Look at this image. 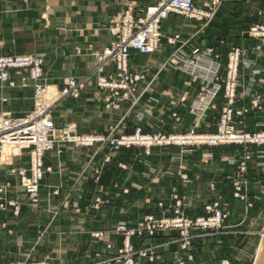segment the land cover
Here are the masks:
<instances>
[{"label": "crops", "instance_id": "1", "mask_svg": "<svg viewBox=\"0 0 264 264\" xmlns=\"http://www.w3.org/2000/svg\"><path fill=\"white\" fill-rule=\"evenodd\" d=\"M161 1L134 0L138 14ZM230 1L224 2L220 13ZM239 1L242 0H235ZM120 10L118 0H0V55L42 57L44 81L56 89L63 88L69 78H88L79 98H66L53 109L57 126L74 125L79 134L113 138L137 129L151 134L187 133L193 129L211 133L216 130L224 105L222 98L216 99L217 111L212 109L205 115L192 113L204 81H194L183 71L164 67V63L180 47L192 55L195 49L203 52L214 44L222 69L232 46L246 48L248 57L264 67V46L242 36V30L225 28L219 35L205 36V29L183 30L196 23L171 14L164 22L165 37L160 50L151 55L132 53V70L147 75L140 85L142 94L138 103L126 101L120 109H109L106 107L109 92L97 86L99 74L95 70L99 63L93 53L103 51L114 40L111 20ZM228 17L224 14L225 20ZM218 18L223 19L221 14ZM177 36L176 44L169 42ZM113 72L114 66L107 65L102 75ZM33 95V89H12L0 82V111L24 117L34 109ZM147 109L151 114L139 119L138 114ZM184 149L156 147L152 156L146 157L141 147L115 152L104 143L93 147L62 144L45 155V168L49 170L41 183L38 205L27 201L19 177L10 173L12 168L29 170V152L23 151L11 159V164L0 162V185L11 183L5 197L20 203L18 215L11 206L0 207V264L24 258L49 264H94L95 254L104 250L105 242L92 238V231H107L106 241L113 246L108 252L117 253L122 239L115 235V228L121 220L129 224L138 218L140 221L150 184L149 190H154L153 198L157 200L168 197L176 187L188 191L195 209L208 205L212 197L223 198V209L231 214L227 221L229 231L216 237L210 233L203 235L194 247V261L188 264H243L249 255L244 247L252 244L251 237L255 235L253 215L259 205L246 209L241 202L242 205L231 204L225 199L232 198L228 179L234 167L226 163L225 157L215 156L218 149L199 151L187 147L188 152H181ZM147 162L154 167L149 174ZM260 163L262 170L255 166L257 173L252 171L248 175L251 192L264 190V161ZM181 170L188 174L187 182L181 180ZM212 184L215 187L211 188ZM262 194L258 193L263 198ZM198 199H202L201 203ZM243 214L249 216L244 219ZM175 257L185 255L170 258Z\"/></svg>", "mask_w": 264, "mask_h": 264}, {"label": "built area", "instance_id": "2", "mask_svg": "<svg viewBox=\"0 0 264 264\" xmlns=\"http://www.w3.org/2000/svg\"><path fill=\"white\" fill-rule=\"evenodd\" d=\"M118 1L121 4V10L111 20L114 40L102 52L93 54L99 63L95 70V73L99 74L97 86L109 92L106 98V107L109 109H120L121 104L125 101H139L142 94L140 85L146 81L147 75L143 72L132 70V53L135 51L141 55H151L160 50L165 37L164 22L171 14L198 21L210 20L214 17L224 0H162L156 5H148L143 10V14L137 13L134 0ZM251 34L255 38H261L264 45L263 27L253 28ZM178 40L179 36L169 39V42L176 44ZM240 53L241 50L239 48H234L230 55L229 74L232 82V88L228 87V90L232 93L230 97L234 96ZM218 58L219 56H215L211 48L205 49L203 52L195 49L192 55H189L180 47L167 62L170 66L192 75L194 81L199 79L204 81L201 92L197 94L191 108L192 113L200 112L205 115L207 111L215 108V100L223 90L221 83H215L221 70ZM107 65H113L115 72L104 76L102 73ZM87 81L88 78L67 79L64 87L57 91L52 99H48L49 87L44 81L43 60L41 58L33 54L0 56V82L7 83L12 89H33L34 93V109L27 116L13 117L10 113L0 111V162L2 161L5 147H9L12 151L9 159L18 157L24 150L30 151V173L28 174L26 170L17 168H12L10 173L12 176L19 177L20 186L26 195L27 201L33 205L39 202L41 183L49 170L45 168V154L55 150L62 144L69 143L92 147L97 143H104L115 149L143 146L146 149V153L150 154L152 146L157 144H174L180 147L186 144L216 146L227 140L241 141L242 139V137L232 136L233 134L227 127V121L232 118V111L224 112L220 121L219 134L216 136H199L195 135V130H192L191 136L196 137L198 140L199 138H206L207 141H198L197 139V141L190 142L186 140L179 141V138L183 136L169 138L161 135L153 136L144 134L141 129H137L133 136H120L119 138L82 135L76 131L74 125L57 126L52 115L53 109L66 98H79L87 87ZM150 114V110L147 109L139 113L138 117L143 119L145 115ZM195 125L198 127L199 121ZM18 149L22 150L21 153L15 152ZM10 161L6 160L5 163L11 164ZM183 178L186 180L187 176ZM10 187L11 183L0 185V207L6 209L7 206H11L14 208L13 213L18 215L20 203L8 201L5 197ZM220 222L221 218L219 216L215 220L200 219L196 224L206 229L212 223L220 225ZM148 224L141 227L138 231L128 229L125 222L119 224L117 231L121 232L125 237L120 257L123 264H134V249L131 239L137 233L148 232L153 235L158 230H165L171 227L188 231L192 225L191 222H183L180 219L161 222L150 219ZM96 237L101 238V234H96ZM148 255L149 253H141L143 257ZM193 259V256L188 257L189 261H193Z\"/></svg>", "mask_w": 264, "mask_h": 264}, {"label": "rangeland", "instance_id": "3", "mask_svg": "<svg viewBox=\"0 0 264 264\" xmlns=\"http://www.w3.org/2000/svg\"><path fill=\"white\" fill-rule=\"evenodd\" d=\"M221 4L223 6L224 2ZM234 3H237L235 5ZM220 6V8H221ZM220 8L215 13L214 17L210 20L198 21L195 19H190L193 24L188 27H183L185 31H192L195 29L206 30V35L214 34L219 35L220 30L227 28L228 30H237L243 31L242 36L248 39L257 40L260 43V46H264L262 44L261 38H255L252 36L251 31L255 27H263L264 28V0H242L241 2H235V0H231L224 6L225 10L223 13H220ZM221 14L223 18L222 21L218 18V15ZM224 14L230 16L227 20L224 19ZM189 19V18H187ZM112 32V28H111ZM211 40V39H210ZM213 40V39H212ZM218 41V39L216 38ZM256 46V45H255ZM213 49L215 56L218 54L215 53V45L212 47H208ZM207 48V49H208ZM234 48H239L241 50V55L239 59V67L235 78V91L233 93V97L231 91L228 90V87L231 89V79L229 74V64H230V55L233 52ZM77 54L81 53L80 49H77ZM102 52V51H95ZM94 52V53H95ZM93 53V54H94ZM13 55H26V54H13ZM34 55V54H33ZM3 56V55H0ZM43 60L40 56L34 55ZM171 59V57L164 63V67L166 68H174L179 71L176 67H172L167 62ZM186 73V72H185ZM188 74V73H186ZM44 75V70H43ZM190 75V74H188ZM192 77V75H190ZM193 78V77H192ZM71 79V78H69ZM79 79V78H75ZM215 83H221L223 85V90L218 95V98H222L224 105L221 108V112L219 115V120L217 123L216 130L211 133H202L195 131V135L203 136H216L219 134V126L221 124V119L225 111H232V118L230 121H227L229 131L235 137H242L241 141H225L216 146H211L209 144H200V145H192L186 144L183 147L185 148L181 152H188L190 149L194 148L199 151H205L207 149H218V152L215 154L216 157H225L226 163L234 167L232 170V176L229 177V185L232 198H225L228 202L231 201V204L238 203L239 205H245L246 209H253L255 205H259L258 211L253 215V227L255 231V235L251 237L252 244L246 246L245 250L249 253L247 260L243 261V264H254L257 257V249L264 235V197L262 198V193L264 190H258L256 192H251V187L249 182V174L252 171L257 173L258 170H254V167H258L257 169H261L259 164L264 161V67H260L256 65L255 61L248 57L247 49L244 47H235L232 46L229 51H227L225 58V65L223 69L220 70V75L218 80H215ZM202 87V86H201ZM54 88V87H53ZM56 89V88H55ZM62 89V88H61ZM56 89V90H61ZM201 92H198V94ZM206 94V93H205ZM34 96V95H33ZM133 104H137L133 100H129ZM216 101V100H215ZM126 102V101H125ZM59 104V103H58ZM216 111L218 106L215 104ZM213 109V110H214ZM170 111V110H169ZM32 112V111H31ZM30 112V113H31ZM28 113V114H30ZM175 114V113H174ZM173 114V116H174ZM53 115V114H52ZM27 116V115H26ZM175 118H179L176 114ZM179 120V119H178ZM197 128V127H196ZM195 130V129H193ZM137 131V130H136ZM136 131L132 134L122 135V136H133ZM192 133V130L187 133H169L166 131H162L160 133H144L149 135H161L166 138L173 136H183L188 137ZM98 136V135H96ZM102 136V135H100ZM119 138V137H117ZM110 146V145H109ZM60 147V146H59ZM93 147V146H92ZM111 149L115 152L120 151L123 148L115 149L110 146ZM133 147H141L144 149V155L146 157H151L153 154V149L156 147L161 148H171V147H180L174 144L170 145H155L152 146L150 154L146 153V149L143 146H132ZM58 148V147H57ZM56 148V149H57ZM25 151V150H24ZM29 152V165H30V151ZM48 153V152H47ZM46 155V154H45ZM181 157H178L180 159ZM6 159V158H4ZM177 159V160H178ZM255 164H253V163ZM147 170L146 172L149 174L153 170V166L147 162L146 164ZM31 167V165H30ZM29 167V169H30ZM122 168H126L125 165L121 166ZM253 167V168H252ZM262 170V169H261ZM29 174L30 171L27 170ZM260 173V171L258 172ZM180 178L183 182L188 181V174L184 171L179 173ZM187 176L185 180L183 177ZM156 184V183H154ZM151 184L147 187V193L149 199L145 203V213L142 217L135 220L134 224H129L128 221L121 220L115 228V235L119 236L122 239L121 247L117 250V253H110L108 251L112 250V243L106 241L107 231H92L90 232V236L94 239H98L99 243L105 242L103 248L104 250L99 251L95 254V258L97 261L94 264H123V261L120 259L121 251L124 247L125 237L121 232H118V226L120 223L125 222L128 229L138 231L141 227L145 225H149L150 219H153L156 222L161 221H173L180 219L183 222H191L192 225L188 229V231L171 227L165 230H158L154 232V234L150 235V233L145 232L143 234H136L131 239V244L133 246V259L134 264H188L194 261H189L188 257L193 256L195 258V250L194 247L196 242L201 240V238L210 233V236L216 237L220 235V233H224L225 231H229V225L227 224L231 214L229 211H225L223 209L224 199L221 197H212L211 201L208 205H202L199 208H193L190 203L191 197L188 195V191L180 190L179 187L174 188L175 190L170 192L168 197L163 198L162 200H157L153 198L154 190H149ZM215 187L214 184L211 185V188ZM179 189V190H178ZM41 190V187H40ZM258 193L262 194L261 196ZM202 199H198V203ZM151 201V202H150ZM240 202L242 204H240ZM39 202L34 205H38ZM33 205V204H32ZM244 219L247 214H243ZM220 216L221 222L219 224L212 223L208 228H201L196 223L200 219L204 220H215ZM239 216V215H237ZM247 222V221H246ZM244 225V224H243ZM146 231V230H144ZM96 234H101V238L96 237ZM228 234V233H227ZM111 246V247H108ZM200 247V246H199ZM243 248V249H244ZM149 253V255L141 256V253ZM183 254L185 258H170L171 255ZM153 258V259H151ZM49 264L45 261H35L29 258H24L18 261L7 262L3 264ZM93 264V263H90Z\"/></svg>", "mask_w": 264, "mask_h": 264}, {"label": "bare ground", "instance_id": "4", "mask_svg": "<svg viewBox=\"0 0 264 264\" xmlns=\"http://www.w3.org/2000/svg\"><path fill=\"white\" fill-rule=\"evenodd\" d=\"M48 87H49V89H48L47 98L48 99H52L56 95V92L59 91V90H56L55 88L50 87V86H48ZM179 139H180L179 141L186 140V141H189V142L190 141H194V140L195 141L198 140L196 137H193L191 135L188 136L187 138L181 137ZM191 139H193V140H191ZM198 141H207V140H206V138H199ZM21 151L22 150L18 149L15 152L21 153ZM10 152H12L11 149H9V147H5L4 155L2 157V161L1 162H6V160H11V159H9ZM4 158H6V159H4ZM3 159H4V161H3ZM254 264H264V235H263V239L261 240V242L259 244V247L257 249V257H256V260H255Z\"/></svg>", "mask_w": 264, "mask_h": 264}]
</instances>
